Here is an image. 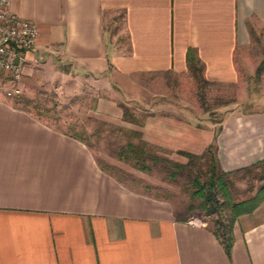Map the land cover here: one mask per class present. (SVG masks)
Instances as JSON below:
<instances>
[{
    "label": "crops",
    "instance_id": "crops-1",
    "mask_svg": "<svg viewBox=\"0 0 264 264\" xmlns=\"http://www.w3.org/2000/svg\"><path fill=\"white\" fill-rule=\"evenodd\" d=\"M7 8L37 26L21 77L59 74L62 59L132 97L150 73L237 81L235 53L249 44V25L264 21V0H7ZM110 25L123 31V49ZM183 117L149 114L141 138L184 158L209 149L222 171L264 158V108L200 124ZM127 177L85 139L0 96V264H264V200L235 217L227 257L214 226L188 222L192 214Z\"/></svg>",
    "mask_w": 264,
    "mask_h": 264
},
{
    "label": "rangeland",
    "instance_id": "rangeland-1",
    "mask_svg": "<svg viewBox=\"0 0 264 264\" xmlns=\"http://www.w3.org/2000/svg\"><path fill=\"white\" fill-rule=\"evenodd\" d=\"M108 28L113 44L123 49V31L115 35L117 29L111 25ZM249 33V44L235 53L238 79L232 83L210 84L189 73H150L138 76L142 87L132 97L112 84L107 86L104 73L94 76L74 64L65 69L62 59H57L59 74L33 72L23 78L21 70L19 78L12 80L0 71V96L18 95L25 108L54 127L80 134L100 162L131 178L135 186L149 185L151 193L166 196L175 209L213 227L217 217L228 216V209L218 206L207 212L200 206V198L192 195L190 183L193 176L201 182L205 179L211 150L189 158L167 149L158 153L157 146L141 138L142 125L149 114L173 113L200 124L205 119L216 122L226 112L264 108V21L249 25ZM256 66L260 70L255 75ZM97 78L101 82H96ZM123 115L126 120L120 121ZM129 115L137 121H129ZM127 141L145 145L142 159L132 158L125 147ZM173 159L180 160L181 167H172ZM142 164L145 168L139 169ZM257 177L252 172L236 173L228 185L232 200L251 196L264 180ZM216 197L218 202L223 199L220 192Z\"/></svg>",
    "mask_w": 264,
    "mask_h": 264
},
{
    "label": "trees",
    "instance_id": "trees-1",
    "mask_svg": "<svg viewBox=\"0 0 264 264\" xmlns=\"http://www.w3.org/2000/svg\"><path fill=\"white\" fill-rule=\"evenodd\" d=\"M260 67L256 66L255 75L259 73ZM13 99L14 103L20 102L18 95L10 96ZM125 115H123V119ZM71 135L84 139L78 133L71 132ZM127 150L130 151V155L134 158L135 161L142 159L145 151L141 146H136L133 143L127 141L125 144ZM192 155L186 154L185 157L189 158ZM155 156L152 155V158ZM210 162L206 170V177L201 182L198 181L196 176H193L190 183L193 187L191 193L192 195L200 198V206H202L207 212L215 210L218 206L228 209V216L225 219L216 218L215 225L213 228V234L218 242L221 244L225 255L229 256V249L232 242L231 235V226L235 217L242 213L252 210L259 202L264 200V180L258 184L253 194L247 198L232 200L228 185H231L232 178L236 173H248L252 172V176L258 175L257 178H264V158L258 160L254 163H251L248 166L240 167L231 171H222L217 168L215 169L216 163L214 156L210 154ZM180 163H172V167L177 168L181 167ZM144 168V167H143ZM216 192H220L223 196L222 201L218 202L216 197ZM225 220V221H223Z\"/></svg>",
    "mask_w": 264,
    "mask_h": 264
},
{
    "label": "built area",
    "instance_id": "built-area-1",
    "mask_svg": "<svg viewBox=\"0 0 264 264\" xmlns=\"http://www.w3.org/2000/svg\"><path fill=\"white\" fill-rule=\"evenodd\" d=\"M36 35L34 22L10 12L7 0H0V71L12 80L19 78L23 53L32 48ZM187 221L198 223L199 219L191 217Z\"/></svg>",
    "mask_w": 264,
    "mask_h": 264
}]
</instances>
